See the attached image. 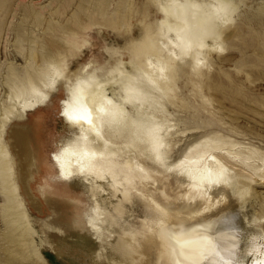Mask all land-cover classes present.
<instances>
[{
  "label": "rangeland",
  "instance_id": "374dc122",
  "mask_svg": "<svg viewBox=\"0 0 264 264\" xmlns=\"http://www.w3.org/2000/svg\"><path fill=\"white\" fill-rule=\"evenodd\" d=\"M185 1L209 18L222 2L0 0V143L11 167L9 184L0 176V264H86L102 230L114 236L117 225L142 227L147 211L138 197L123 202L111 194L109 178L95 179L66 158V139L77 128L61 113L72 90L119 69L133 78L143 72L142 98L124 101L116 88L114 99L129 122L158 127L166 163L206 142L248 158L235 167L237 176L248 183L244 189L260 194L235 208L240 220L249 210L257 216L264 204V178L258 180L255 169L264 162V0H224L229 7L215 19L219 38L207 40L211 49L195 41L173 57L161 21L164 7ZM34 86L42 88V98L27 111L13 108L10 97ZM19 126L28 130L33 165L19 155Z\"/></svg>",
  "mask_w": 264,
  "mask_h": 264
},
{
  "label": "bare ground",
  "instance_id": "6f19581e",
  "mask_svg": "<svg viewBox=\"0 0 264 264\" xmlns=\"http://www.w3.org/2000/svg\"><path fill=\"white\" fill-rule=\"evenodd\" d=\"M221 1L218 7H214L210 18L188 1L164 7L166 19L161 21V25L169 33L172 45L170 48L174 47L173 57L178 54L175 49L190 48L195 41V46L198 45L201 50L211 49L207 40L215 41L219 38L215 19L225 14L229 7L228 1ZM181 40H184V45ZM146 63L151 67V61L147 60ZM143 75L140 72V78H133L131 74L125 75L119 69L102 79H91L88 82L81 80L76 91L71 88L74 92L71 95L72 102L68 100L69 105L65 107L71 109L74 116L91 115L90 123L70 121L75 124L77 133L66 139V158L95 179L109 178L111 194L121 195L123 202H129L136 196L147 211L140 229L129 225L120 227L113 218L120 233L111 236V231L108 233V229L102 230L97 248L86 254L85 263L226 264V253H213L196 237L215 231L229 213L240 222L248 240L254 236L264 237V204L258 207L256 217L250 216V210L246 214L243 212V220L238 218L240 214L235 208L237 206L239 210L243 209L247 206L246 201L253 200L260 194L253 188L248 191L244 189L248 183L240 181L237 176L241 171L235 167L248 164L245 162L248 158L234 149L231 151L218 144L206 142L207 145H199L195 142L197 144L190 145L184 157L166 163L160 149L161 142L156 131L158 127L146 129L137 122H129L123 111L124 105L114 99L116 88L124 93V101L130 97H135V100L142 98L137 85L145 79L141 78ZM122 76L124 79H121ZM146 79L148 81L145 85L153 87L154 81ZM41 89L34 86L14 98L11 96L12 107H19L22 111L31 109L42 98ZM135 107L138 111V105ZM5 114L7 116L8 112ZM15 129L19 155L33 165L34 151L30 147L28 130L23 126ZM3 147L0 143V156L3 157L0 159L3 175L0 176H3L2 182L9 184L11 167ZM23 164L25 165L24 161ZM261 164L255 168L261 172L258 173V180L264 178V162L261 161ZM24 178L20 176L22 183H25ZM5 184L2 185L6 186ZM10 187L9 195L15 189L14 185ZM245 191L248 193L243 195ZM107 197L110 198L109 195ZM241 199L245 201L242 202ZM13 205L19 207L18 204ZM221 209L224 211L221 212ZM117 210L119 211L118 208ZM189 226L194 227L190 234L185 235ZM173 237L175 241H179V247ZM188 240L191 242L186 243ZM237 243L241 244V241ZM236 251L239 253L237 258L242 257L246 264H258L259 259H264L259 251L251 259L244 255L245 251H251L247 241Z\"/></svg>",
  "mask_w": 264,
  "mask_h": 264
},
{
  "label": "snow or ice",
  "instance_id": "6c2138e0",
  "mask_svg": "<svg viewBox=\"0 0 264 264\" xmlns=\"http://www.w3.org/2000/svg\"><path fill=\"white\" fill-rule=\"evenodd\" d=\"M61 115L66 121H71L73 123L91 122L90 113L88 115L74 116L71 114V109H67L62 111ZM220 211L223 212L224 209H221ZM193 227L194 226H189L185 235L190 234ZM196 239L205 243L213 253H226V264H246L242 257L237 258L239 253L236 251L237 248L242 247V244L245 241L249 243L251 251H245L244 255H247L249 259H251L252 255L259 251L260 256L264 257V237L254 236L248 240L242 231V225L231 213L223 218L220 226L216 228L215 231L198 236ZM173 240L176 243V246L179 247V241H175V237H173ZM237 241H241V244H238ZM190 242L191 240L186 241V243ZM258 264H264V259H259Z\"/></svg>",
  "mask_w": 264,
  "mask_h": 264
}]
</instances>
